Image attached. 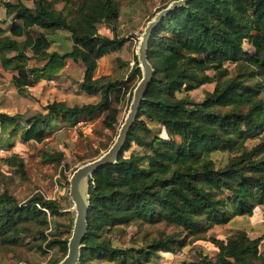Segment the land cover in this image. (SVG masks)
I'll use <instances>...</instances> for the list:
<instances>
[{
	"label": "trees",
	"instance_id": "16d2710c",
	"mask_svg": "<svg viewBox=\"0 0 264 264\" xmlns=\"http://www.w3.org/2000/svg\"><path fill=\"white\" fill-rule=\"evenodd\" d=\"M32 1V7L0 1L14 20L9 35L0 37V63L15 71L14 86L25 92L54 78L71 59L83 66L82 90L100 99L74 106L53 101L31 116L0 109V143L11 146L17 136L41 142L51 120L71 126L80 117L103 115V127L113 129L118 116L113 103L127 92L125 80L93 73L101 57L128 39L116 32L117 0ZM100 24L110 25L112 35L101 34ZM56 34L61 49L50 50ZM31 57L44 63L30 66ZM147 59L154 75L127 141L115 163L88 179L87 231L77 264H148L160 253L200 240L213 245L214 256L198 250L196 259L177 264H264V234L251 238L238 227L223 238L207 236L214 226L249 218L264 207V0H188L155 27ZM137 65L135 56L129 80L141 78ZM205 84L213 89L201 101L189 95ZM249 140L255 143L249 146ZM215 153L226 159L216 161ZM62 159L58 153L47 160ZM0 161L24 176L18 154ZM5 184L0 170V247L55 250L60 256L48 264H58L70 232L60 224L49 231L50 219L65 215L64 208L41 193L19 201ZM155 224L171 232L159 229L150 237L144 228ZM131 227L136 231L127 244L116 245ZM140 230L145 231L138 244Z\"/></svg>",
	"mask_w": 264,
	"mask_h": 264
},
{
	"label": "rangeland",
	"instance_id": "374dc122",
	"mask_svg": "<svg viewBox=\"0 0 264 264\" xmlns=\"http://www.w3.org/2000/svg\"><path fill=\"white\" fill-rule=\"evenodd\" d=\"M17 3L21 1L28 7L33 6L32 0H0ZM174 0H117L119 7V20L116 24L118 36L127 37L124 46L118 50L101 57L93 73V78L102 76L110 77L112 80H125L127 92L123 94L118 102L113 105L118 109L117 123L113 129H106L102 125L103 115L92 116L91 118L80 117L69 126L62 121L51 120L47 126L45 137L41 142L22 141L18 136L14 137L11 146L2 145L5 153L0 155L6 157L11 154H18L24 161L25 174L21 176L14 167H8L0 161V170L5 174V186L19 201H25L34 193H41L47 198L56 199L64 208L65 215L50 219V229L60 227L71 235L74 225L75 210L69 196V179L72 173L81 165L90 162L104 152L114 143L119 129L123 124L132 101L134 89L140 79L137 77L128 78L130 71L135 64L137 49L142 33L147 23L161 9L169 5ZM58 5L57 8H61ZM14 20L11 15H6L3 4H0V27L4 32L0 37L9 35ZM37 30L31 31L32 36L37 35ZM99 32L103 35L111 36V26L107 24L99 25ZM59 35H65L60 33ZM24 37L18 38L23 40ZM54 42L51 49H61L62 39L56 35L52 37ZM248 48V45H245ZM10 53H7L9 55ZM30 55V53H29ZM44 60H37L31 57L28 60L30 66H41ZM15 71L5 69L0 63V109L9 114L19 113L23 116H31L36 113H44V107L53 101H62L67 106L82 105L86 103H96L99 101V94L89 96L80 83L83 79V66L80 62L71 59L66 60L65 67L52 79L38 81L32 87L26 88L25 92H19L12 82ZM212 84H205L202 87L190 91L189 95L196 101L203 99L206 91H212ZM161 136H166L164 131ZM248 145L255 143L249 140ZM131 149H136L133 145ZM131 150L124 154L127 156ZM62 154L60 163L48 161L52 156ZM216 161H224L226 155L215 153ZM245 228L251 238H256L264 234V207L257 208L249 218L238 217L232 222L214 226L207 232V236L225 237L235 228ZM153 237L157 230L164 229L165 233L171 232L170 228L161 224L145 226ZM140 230L135 238L139 240L144 235ZM136 227L127 230L126 235L116 245L125 246L129 237L134 234ZM198 250L213 257L216 250L208 241H196L192 244H184L174 253H160L148 264H177L181 260H192L197 258ZM60 256L58 252L52 250L47 254H40L37 251H26L24 247L6 249L0 247V264H48L50 257ZM93 264H119L117 262H93Z\"/></svg>",
	"mask_w": 264,
	"mask_h": 264
},
{
	"label": "water",
	"instance_id": "95a60500",
	"mask_svg": "<svg viewBox=\"0 0 264 264\" xmlns=\"http://www.w3.org/2000/svg\"><path fill=\"white\" fill-rule=\"evenodd\" d=\"M187 1H172L148 21L137 49V66L141 71V78L134 89L129 111L119 129L116 139L106 152L98 158L78 167L69 179V196L73 203L72 209L75 210L74 225L68 238L67 252L58 264H77L81 248L83 247L82 241L87 231V214L89 209L88 179L98 168L116 162L119 153L127 141L128 134L138 117L141 101L154 75V70L147 59L150 37L155 27L164 17L176 8L183 6Z\"/></svg>",
	"mask_w": 264,
	"mask_h": 264
},
{
	"label": "built area",
	"instance_id": "2783aa9c",
	"mask_svg": "<svg viewBox=\"0 0 264 264\" xmlns=\"http://www.w3.org/2000/svg\"><path fill=\"white\" fill-rule=\"evenodd\" d=\"M5 153V149L3 147H0V155Z\"/></svg>",
	"mask_w": 264,
	"mask_h": 264
}]
</instances>
